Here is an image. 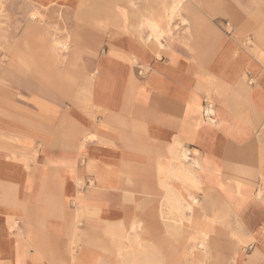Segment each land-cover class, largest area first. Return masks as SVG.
Listing matches in <instances>:
<instances>
[{"label": "crops", "instance_id": "obj_1", "mask_svg": "<svg viewBox=\"0 0 264 264\" xmlns=\"http://www.w3.org/2000/svg\"><path fill=\"white\" fill-rule=\"evenodd\" d=\"M198 1L186 12L191 28L160 57L99 24L88 45L68 36L46 40L51 57L44 42L40 56L26 52L28 96L43 120L4 115L0 104V264H116V255L127 264L119 244L133 220L138 232L159 230L154 242L168 240L161 225L169 235L187 229V253L198 259L189 250L204 231L213 255L204 264H264V0H234L220 26L195 16L207 15ZM65 40L68 50L56 47ZM56 108H65L57 136ZM176 142L200 180V191L172 185L198 202L185 221L139 210L167 204L158 165ZM208 214L217 227L201 223ZM153 247L158 264L179 255Z\"/></svg>", "mask_w": 264, "mask_h": 264}, {"label": "rangeland", "instance_id": "obj_2", "mask_svg": "<svg viewBox=\"0 0 264 264\" xmlns=\"http://www.w3.org/2000/svg\"><path fill=\"white\" fill-rule=\"evenodd\" d=\"M166 1L171 2L172 0ZM166 1H132V3H138H135L138 6H136L137 10H127V7L123 3H130L131 1L126 2V0H0V72L2 74L0 80V104L2 106V114L12 116L24 122L26 120L29 122L35 118L43 120L40 114L33 113V108L36 107L32 102V96H28L30 92L27 88L32 90V82L26 81L28 71L27 66L23 63V58L27 56V51L31 54L33 53L34 56H40L41 54H38L37 51L40 52L42 50L43 44L41 42H44V55L45 57H51V49L49 48L50 52L48 51V44L50 43H46V40L54 38L61 41L68 39V36L70 37L71 45H74V42L76 44L81 43L83 46L88 45L95 39L93 37V28L97 24L105 26L110 31L115 29V35L118 38H123V36L128 38V32L131 33L132 30L130 28L131 24H140L142 18L145 17L152 18L151 15L149 16V14L144 13L145 11L151 13V9L156 14L153 16L154 18L160 17L161 13H163V2ZM202 2L205 4L203 10L207 12V15L202 16L200 14L201 11L197 12L195 16H198L199 19H208L216 26H220L223 19H228V21L231 19L227 13L229 9L234 7V0H202ZM186 3L191 5V8L201 7L198 0H186ZM60 5L61 10H59ZM159 5H162V7L159 8ZM116 19L119 24L117 26L119 27L113 28L112 24ZM177 23L178 21L174 19L171 25H176ZM26 24L36 26L35 29L38 32L32 33L34 37H28V25L25 26ZM230 24L229 22L227 30H229ZM22 25L25 27L20 28ZM17 27L18 29L15 30ZM181 29L180 27L179 31ZM166 43V41H162V44ZM4 73H9L17 79L11 80ZM45 98L49 99L50 97L45 96ZM63 101L66 108L70 106L71 103L68 98L63 99ZM56 109L57 112L53 115V120H49V124L54 125L50 130L57 136L59 126H63L65 123V108ZM156 205L157 202L147 201L145 206H141L139 210L144 213L149 212L152 216L156 214L168 216L170 209L168 203L160 205L158 209H156ZM204 216L206 218L202 219V216L201 223L204 225L210 224L211 228H215L216 218L214 220L211 219L209 214ZM154 228V226L149 227L148 233L137 232L129 235L128 238L123 240L122 245L119 244L120 252H123L126 256L127 264H158V261L153 258V244L156 247L158 246V253L161 252L160 250H169L170 247L174 246L178 249L179 255L173 254V251L170 256L164 254L165 256L161 257L162 264H169L170 259L176 257L183 264L198 263V258L191 257L187 253L186 248L188 243L185 242L189 234L187 229H183L177 235H169L161 225L162 238H167L168 240L154 242L153 233L159 232L158 229L153 231ZM150 232L151 235L149 236ZM112 242H115L113 238ZM116 258L118 262L117 255ZM212 261V258H210L207 264H212Z\"/></svg>", "mask_w": 264, "mask_h": 264}, {"label": "bare ground", "instance_id": "obj_3", "mask_svg": "<svg viewBox=\"0 0 264 264\" xmlns=\"http://www.w3.org/2000/svg\"><path fill=\"white\" fill-rule=\"evenodd\" d=\"M127 1L128 2L131 1L130 3H123L127 7V10L130 9L137 10L138 6L136 4L138 3L136 2H135L136 4L132 3V1L139 2L146 0H126V2ZM149 1L156 2L160 0H149ZM59 7H60L59 10H61V5ZM161 7L162 5H159V8ZM189 9H191V5L187 4L186 0H172L171 2L168 1L163 2V10H162L163 13H161L162 15H160V17L154 18L153 16L156 14L152 11L153 9L151 10L148 9L151 11V13H149L148 11H145L144 13L147 15L149 14V16L151 15L152 18L145 17L142 18L140 24L137 25L131 24L130 28L132 30L130 35L135 40L137 41L140 40L144 44V46H146V48L151 50V52L156 57H160V52L162 50H167L169 48L170 42L176 41L177 34H179L180 32L179 31L180 27L184 28L185 30H189L191 28V24H192L191 18L188 16V13H186L187 10ZM174 19H176L178 23L176 25H171ZM114 23H115L114 28L119 27L117 26L118 24L117 19ZM113 31L115 32V29H113ZM162 41H166L167 43L162 44ZM55 44L56 47L58 48L59 46L60 49L64 48L68 50L69 48L68 42L66 40L63 42L56 41ZM189 153L190 151L187 149V147H185L180 142H176L174 146L171 148L169 154L170 159L165 162H162L163 164L158 165V170H159L158 181L166 191L161 201H165L168 203V205H170L168 215H172V216L175 215L177 221H185L193 218L194 216L193 213L195 212L196 207L198 205V202L194 194L189 193L187 195V199H184L182 195L173 192V187H172V185H181L188 188L189 190L200 191L199 172L198 169H196L197 167L195 168L196 162L194 160L188 159ZM187 212L192 213V216L190 215L187 216L186 214ZM177 227L181 228L180 226ZM129 229H130L129 231L130 234H134L137 233L139 230H142L143 226L138 223V220H133L129 226ZM207 239H208L207 234H205L204 231H199L198 233H196L194 237V244L190 247L189 250L190 254L193 255L197 253L199 254L198 256H200L199 257L200 264L205 263L206 257L208 256L209 253L211 257L213 256L212 250L210 251L208 250L209 248H208Z\"/></svg>", "mask_w": 264, "mask_h": 264}]
</instances>
